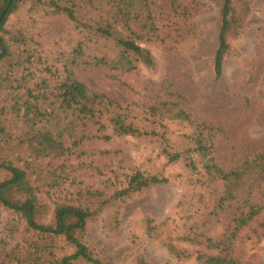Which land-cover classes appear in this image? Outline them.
<instances>
[{
  "label": "trees",
  "instance_id": "obj_1",
  "mask_svg": "<svg viewBox=\"0 0 264 264\" xmlns=\"http://www.w3.org/2000/svg\"><path fill=\"white\" fill-rule=\"evenodd\" d=\"M8 4L0 23V171L6 173L0 180V207L20 218L13 230L20 238L0 255V264H107L85 241L89 222L107 213L105 227L117 231L123 203L151 185L169 181L137 170L123 181L115 177L97 188L68 192L50 208L40 193L66 188L74 170L67 155L93 138L159 137L168 162L183 161L203 190L242 175L264 180V152L246 158L238 170L227 172L219 165L214 127L198 126L184 137L189 142L183 150L170 149L167 122L193 123L179 103L147 96L126 105L105 92L92 91L76 77L79 68L97 69L129 89L122 75L139 66L156 67L155 56L145 45L166 44L179 22L175 19H190L199 7L197 0H170L164 13L171 19L165 29L157 22L154 0H0V15ZM253 10V0H222L213 63L216 79L222 77L225 60L233 54L232 42L244 33ZM14 15L18 18L10 23ZM57 17L72 25L75 37L67 49L54 44L58 49L52 55L38 26ZM85 165L102 173L100 167L95 169V160ZM263 209L264 204L250 198L233 218L226 238L182 239L211 251L194 252L203 264H250L235 243ZM163 226L149 219L146 233L172 255L192 256ZM254 234L259 239L256 230ZM136 264L154 263L138 257Z\"/></svg>",
  "mask_w": 264,
  "mask_h": 264
},
{
  "label": "rangeland",
  "instance_id": "obj_2",
  "mask_svg": "<svg viewBox=\"0 0 264 264\" xmlns=\"http://www.w3.org/2000/svg\"><path fill=\"white\" fill-rule=\"evenodd\" d=\"M154 1L157 22L165 29L164 23L171 19L167 11L164 13L170 0ZM197 1L199 7L190 19H175L179 22L170 30L172 37L166 44L145 45L153 52L157 65L152 69L139 66L136 71L122 75L129 89L108 80L97 69L79 68L76 77L92 91L105 92L126 105L147 96L179 103L193 123L167 122L170 149L183 150L189 142L184 137L198 126L214 127L215 156L229 172L238 170L246 158L264 152V0H253L254 10L242 36L232 42L233 54L225 60L220 79L215 77L213 63L222 0ZM17 18L18 15L12 16L10 23ZM38 27L52 55L58 49L54 44L67 49L75 37L72 25L61 17L42 20ZM164 147L161 138L152 136L87 140L67 155L74 170L66 188L41 192L40 197L53 209L55 201L68 192L97 188L115 177L123 181L137 170L167 178L168 182L151 185L121 205L117 231L105 227L107 213L92 219L85 241L92 253L107 264H136L138 257L154 264H203L194 252L211 251L182 237L226 238L245 201L251 198L264 204V180L254 181L252 176L242 175L227 184L218 181L203 190L196 185L197 176L188 171L183 161L168 162L162 153ZM91 160L97 161L95 169L100 167L102 173L85 165ZM5 176L0 171V180ZM149 219L156 224L164 223L163 231L192 256L178 258L159 240L151 238L146 233ZM19 222L17 215L0 207V255L20 238V233L13 232ZM263 223L264 209L250 226L239 232L235 243L250 264H264Z\"/></svg>",
  "mask_w": 264,
  "mask_h": 264
},
{
  "label": "water",
  "instance_id": "obj_3",
  "mask_svg": "<svg viewBox=\"0 0 264 264\" xmlns=\"http://www.w3.org/2000/svg\"><path fill=\"white\" fill-rule=\"evenodd\" d=\"M9 5H10V4H8V5L5 7V9L2 11V13H1V15H0V23H1V21H2V19H3V17H4V15H5V12H6V10L8 9ZM0 43H1V40H0ZM2 51H3V50H2V48L0 47V52H2Z\"/></svg>",
  "mask_w": 264,
  "mask_h": 264
}]
</instances>
